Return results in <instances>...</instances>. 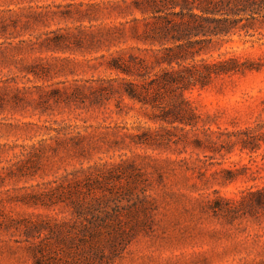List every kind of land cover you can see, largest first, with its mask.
Segmentation results:
<instances>
[{"label": "rangeland", "instance_id": "1", "mask_svg": "<svg viewBox=\"0 0 264 264\" xmlns=\"http://www.w3.org/2000/svg\"><path fill=\"white\" fill-rule=\"evenodd\" d=\"M108 1L0 0V264H264V209L243 199L264 187V68L186 92L188 126L93 104L87 82L116 74L85 34L124 19L83 12ZM220 55L264 58V36Z\"/></svg>", "mask_w": 264, "mask_h": 264}, {"label": "trees", "instance_id": "2", "mask_svg": "<svg viewBox=\"0 0 264 264\" xmlns=\"http://www.w3.org/2000/svg\"><path fill=\"white\" fill-rule=\"evenodd\" d=\"M87 7L83 15L91 24L98 22L104 11L109 17L124 19L92 25L90 28L95 30L85 34L91 46L105 47L110 53L109 59L101 56L106 59L102 66L116 74L114 78L87 82L95 84L89 87L92 96L86 97L93 104L128 98L143 107L160 110L155 121L188 126L192 124L187 120L196 118V113L186 92L204 89L215 78L264 68V58L244 62L238 57L213 58L235 36H264V0H118ZM82 39H77L78 47H84ZM69 40V36L61 35L54 45L61 48ZM130 42L136 44L129 45ZM59 95L63 96L61 92ZM64 96L72 100L75 94L66 90ZM247 194L244 201L250 198L254 208L258 205L264 209V187ZM82 203L83 200L78 202L77 209ZM103 229L89 236L98 239Z\"/></svg>", "mask_w": 264, "mask_h": 264}]
</instances>
